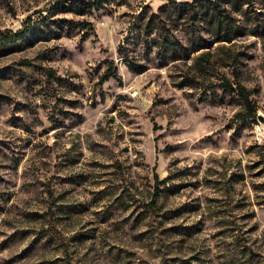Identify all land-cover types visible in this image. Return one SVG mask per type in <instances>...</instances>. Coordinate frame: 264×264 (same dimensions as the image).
Listing matches in <instances>:
<instances>
[{"label":"rangeland","instance_id":"rangeland-1","mask_svg":"<svg viewBox=\"0 0 264 264\" xmlns=\"http://www.w3.org/2000/svg\"><path fill=\"white\" fill-rule=\"evenodd\" d=\"M202 1L0 0V264H264V0Z\"/></svg>","mask_w":264,"mask_h":264},{"label":"trees","instance_id":"trees-1","mask_svg":"<svg viewBox=\"0 0 264 264\" xmlns=\"http://www.w3.org/2000/svg\"><path fill=\"white\" fill-rule=\"evenodd\" d=\"M97 1L93 0L90 2V1H86V0H58L59 3H62L66 6L74 7L76 9H80V10H86V9H89V8L95 6ZM194 2H197V1H193V2L185 1L183 3H178L177 5H179V4L180 5L181 4L190 5V7L195 9L196 6H195ZM227 2H230V0H228ZM202 3L206 7V9L212 13V16L217 20L218 27H220L221 24L230 25L231 20L233 18L230 16L228 9L221 7V4L218 0L202 1ZM98 4L99 5L101 4L100 1ZM75 23L76 24H82V22H80V21H75ZM25 27H26V24L24 22L23 28L17 29L15 31H13L12 29H5V31L2 33H4L5 36L15 37L17 35L22 34ZM111 76L112 75H110L108 73V74H106L105 78L108 79ZM246 103L249 106L250 103H249V101H247V98H246ZM255 112H256L255 108H250V111L247 114V116H254Z\"/></svg>","mask_w":264,"mask_h":264},{"label":"built area","instance_id":"built-area-1","mask_svg":"<svg viewBox=\"0 0 264 264\" xmlns=\"http://www.w3.org/2000/svg\"><path fill=\"white\" fill-rule=\"evenodd\" d=\"M258 130L262 134L261 138H264V129H263V126L258 125Z\"/></svg>","mask_w":264,"mask_h":264},{"label":"bare ground","instance_id":"bare-ground-1","mask_svg":"<svg viewBox=\"0 0 264 264\" xmlns=\"http://www.w3.org/2000/svg\"><path fill=\"white\" fill-rule=\"evenodd\" d=\"M257 129H258V125H257Z\"/></svg>","mask_w":264,"mask_h":264}]
</instances>
